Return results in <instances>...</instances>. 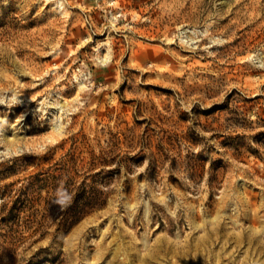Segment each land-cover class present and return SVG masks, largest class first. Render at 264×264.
Returning a JSON list of instances; mask_svg holds the SVG:
<instances>
[{
  "label": "rangeland",
  "instance_id": "obj_1",
  "mask_svg": "<svg viewBox=\"0 0 264 264\" xmlns=\"http://www.w3.org/2000/svg\"><path fill=\"white\" fill-rule=\"evenodd\" d=\"M0 264H264V0H0Z\"/></svg>",
  "mask_w": 264,
  "mask_h": 264
},
{
  "label": "bare ground",
  "instance_id": "obj_2",
  "mask_svg": "<svg viewBox=\"0 0 264 264\" xmlns=\"http://www.w3.org/2000/svg\"><path fill=\"white\" fill-rule=\"evenodd\" d=\"M59 8V7H58ZM64 8V7H63Z\"/></svg>",
  "mask_w": 264,
  "mask_h": 264
}]
</instances>
